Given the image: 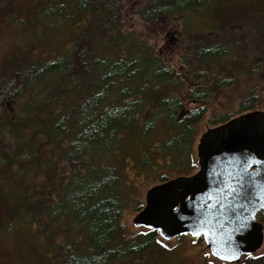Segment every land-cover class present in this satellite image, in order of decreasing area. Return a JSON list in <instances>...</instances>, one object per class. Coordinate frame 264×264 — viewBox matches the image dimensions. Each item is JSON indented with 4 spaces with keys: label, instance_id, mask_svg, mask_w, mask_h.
<instances>
[{
    "label": "trees",
    "instance_id": "obj_1",
    "mask_svg": "<svg viewBox=\"0 0 264 264\" xmlns=\"http://www.w3.org/2000/svg\"><path fill=\"white\" fill-rule=\"evenodd\" d=\"M125 1L25 0L19 17L12 15L23 31L21 51L5 59L0 85V98L17 109L14 117L0 110V239L18 244L20 264H176L156 231L130 235L121 224L133 202L128 172L134 165L147 168L162 149L184 156L180 148L192 143L198 117L174 121L182 81L164 68L143 31L136 35L124 25L119 4ZM219 1L147 0L135 15L162 27L163 19L204 12ZM8 2L0 0V8ZM251 19L242 29L256 48L247 53L259 48L257 59H264V16ZM60 32L66 38L57 55L35 57L49 45L38 44L42 36ZM188 47L201 66L247 58L233 41L193 36ZM233 64L219 72L239 79L242 71L261 74L264 63ZM203 89L187 96L201 100ZM252 90L242 112L253 109ZM160 123L171 132L168 142L147 147Z\"/></svg>",
    "mask_w": 264,
    "mask_h": 264
},
{
    "label": "rangeland",
    "instance_id": "obj_2",
    "mask_svg": "<svg viewBox=\"0 0 264 264\" xmlns=\"http://www.w3.org/2000/svg\"><path fill=\"white\" fill-rule=\"evenodd\" d=\"M147 0H126L119 5L123 7V22L128 30H134L138 35L143 31V35L148 40L156 52V57L164 64L165 69H171L175 79H180L182 89L178 91L180 106L175 114L174 121L183 119L185 113H194L193 117H198L195 128L191 131L190 139L192 143L181 146V150H186L184 156H181L178 150L173 147L157 151L153 163L146 166L134 165L128 172L133 191V202L123 211L121 224L130 232V235L143 231L132 226V219L145 204V194L152 186L176 177H181L189 172L197 170L196 145L199 136L206 129L215 127L217 124L242 114L240 105L242 101L248 98L249 90L255 97H251L253 109L264 112V59H257L261 49H256L253 55L247 53L249 47L256 48L254 41L245 34L244 26H249L251 17L260 13L264 16V1L262 0H222L218 3H210L204 8V12H189L184 17L178 19L161 21L164 24L145 25L137 21L135 11ZM25 0H9L0 8V85L2 78L3 64L6 58L12 57L21 51V41L19 34L22 33V27L16 21L19 14L24 9ZM203 10V9H202ZM199 13H204L197 16ZM70 28L71 24H64ZM51 32V31H50ZM70 31H68L67 36ZM196 36L199 39H208L213 43H224L233 41L241 45V53L246 55V59L252 63L261 62L259 67L261 74L249 75L242 71L241 78H235V73H224L222 68H233L237 65L233 61H242L245 58L228 57L221 61V68L218 65L209 64L202 66L200 60L194 56V48L188 47L191 37ZM66 36L64 33L46 34L42 36L40 46L48 43L45 51L37 50L34 55L43 53L40 57L46 59L47 55L51 58L56 56L62 49ZM195 39V38H194ZM251 40V42H250ZM193 41V40H192ZM201 45V44H200ZM199 46V45H196ZM19 51V52H18ZM264 56V55H263ZM253 59H255L253 61ZM237 75V73H236ZM208 77V80L205 78ZM216 79V81H214ZM227 81H229L227 83ZM207 82V83H205ZM221 83L215 86V83ZM198 84V87L196 86ZM196 88H204L210 91V95L205 96L199 102L191 103L187 96L188 91H194ZM200 90V89H199ZM196 99V98H194ZM20 101H17L19 105ZM0 110H7L11 117H14L16 105L7 99L0 98ZM180 113V114H179ZM158 123V122H157ZM165 130V131H164ZM163 124H156L151 136L145 140L147 147L155 149L163 143L168 142L167 136L170 132ZM171 133V132H170ZM149 153V152H148ZM133 158L138 160V154L134 153ZM142 165V164H141ZM1 238V236H0ZM165 249H169L174 256L176 264H208L211 255L206 251L203 240H197L189 235H182L171 242H163ZM205 251L210 255H205ZM18 244L13 241H2L0 239V264H20ZM256 257L249 262L234 264H264V244L262 248L254 254ZM212 264H228L212 258Z\"/></svg>",
    "mask_w": 264,
    "mask_h": 264
},
{
    "label": "water",
    "instance_id": "obj_3",
    "mask_svg": "<svg viewBox=\"0 0 264 264\" xmlns=\"http://www.w3.org/2000/svg\"><path fill=\"white\" fill-rule=\"evenodd\" d=\"M196 151L197 171L148 189L145 204L132 219V226L156 231L163 242L182 235L202 237L213 258L223 263H238L263 245V228L255 216L264 210V112H247L206 130ZM243 168H248L245 175L255 185L252 192L258 197L251 204L237 198L234 192L222 191L223 176L228 171L242 172ZM169 204L177 211L169 213ZM245 215L249 229L243 234L234 232L237 220ZM193 231L205 235L193 236ZM222 242L235 251V258L225 262L211 254L220 250Z\"/></svg>",
    "mask_w": 264,
    "mask_h": 264
},
{
    "label": "snow or ice",
    "instance_id": "obj_4",
    "mask_svg": "<svg viewBox=\"0 0 264 264\" xmlns=\"http://www.w3.org/2000/svg\"><path fill=\"white\" fill-rule=\"evenodd\" d=\"M246 163V161H245ZM248 167H251L249 165ZM248 168H243L242 172L234 173L232 171H228L222 178L223 190H228L234 192L237 198L243 200L245 203L251 204L252 200L258 199V197H254L252 189L255 187L254 184L251 183L250 177L246 176ZM177 209L173 206V204L168 205V212L174 213ZM250 227V222L248 217L242 216L237 220L235 227L232 229L236 233L243 234ZM211 231V229L209 230ZM193 236H203L205 233L193 231ZM212 255L216 256L218 259L222 261H230L235 258V251H233L227 244V242H222L220 246V250L213 251ZM208 255V253H205ZM211 264V262H209Z\"/></svg>",
    "mask_w": 264,
    "mask_h": 264
},
{
    "label": "flooded vegetation",
    "instance_id": "obj_5",
    "mask_svg": "<svg viewBox=\"0 0 264 264\" xmlns=\"http://www.w3.org/2000/svg\"><path fill=\"white\" fill-rule=\"evenodd\" d=\"M197 86V85H196ZM198 87V86H197ZM201 92H205V94H206V96L207 95H210V91L209 90H207V89H203V91H201ZM205 97V96H204ZM203 97V98H204ZM199 101H201V100H198V99H192L191 100V103H195V102H199ZM253 111H255V110H251L250 112H253ZM247 112H249V111H244V112H242V114H244V113H247ZM180 114V113H179ZM189 113H185L184 115H183V118L184 117H186L187 115H188ZM242 114H240V115H242ZM239 116V115H238ZM237 117V116H236ZM233 118H235V117H233ZM232 119V118H231ZM228 120H230V119H227L226 121H224V122H222V123H219V124H217L215 127H218V126H220V125H222V124H224V123H226ZM215 127H213V128H215ZM210 129H212V128H210ZM206 130H208V129H206ZM205 130V131H206ZM202 136V134L199 136V139H200V137ZM199 139H198V141H199ZM197 145H198V142H197ZM197 145H196V148H197ZM196 157H197V151H196ZM197 166H198V164H197ZM198 169V168H197ZM253 169H255V167L253 168ZM197 171V170H196ZM195 171V172H196ZM195 172H193V173H191V172H189L188 174H186V175H184V176H189V175H192V174H194ZM166 181V180H165ZM255 221L257 222V223H259L261 226H262V228H263V244H264V210H261L260 212H258L257 214H256V216H255ZM196 239V238H195ZM197 240H203L202 239V237H199V238H197ZM263 246V245H262ZM206 251H208L206 248H205V243H204V247H203ZM205 251V253H207ZM256 254V253H255ZM208 256H210L209 254H208ZM211 257V260L209 261V262H211V264H212V256H210ZM256 256L254 255V254H252V255H250V256H246V257H242L241 259H240V261L238 262V263H245V262H249V260H252V259H254ZM215 259V258H214ZM217 260V259H216ZM209 262H208V264H209Z\"/></svg>",
    "mask_w": 264,
    "mask_h": 264
}]
</instances>
